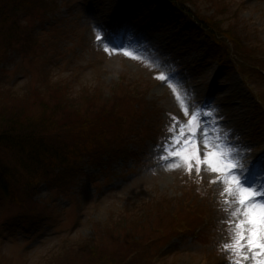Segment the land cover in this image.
<instances>
[{
	"label": "rangeland",
	"instance_id": "1",
	"mask_svg": "<svg viewBox=\"0 0 264 264\" xmlns=\"http://www.w3.org/2000/svg\"><path fill=\"white\" fill-rule=\"evenodd\" d=\"M45 1L46 8L21 14L22 27L35 38L20 49L0 50V88L10 89L9 100L20 105L43 95L50 104L54 88L44 83L60 82L68 99L82 103L75 106L81 112L88 106L84 93L116 91L121 123L109 136L117 147L86 158L66 189L42 184L22 205L0 190V264H97L98 257L95 263L80 261L93 243L113 257L108 264L137 248L141 264H230L236 257L223 249L229 241L224 174L203 166L189 173L183 164L169 169L173 158L160 159L171 141L172 118L186 123L188 117L159 76L187 94L190 112H212L202 117L209 138L219 135L239 150L248 179L258 159V179L264 181V74L258 67L264 58V0H211L215 17L238 35L244 67L225 59V47L167 0ZM206 2L198 0L196 15L212 13ZM254 46L256 62L244 52ZM198 147L203 158L205 149Z\"/></svg>",
	"mask_w": 264,
	"mask_h": 264
},
{
	"label": "trees",
	"instance_id": "2",
	"mask_svg": "<svg viewBox=\"0 0 264 264\" xmlns=\"http://www.w3.org/2000/svg\"><path fill=\"white\" fill-rule=\"evenodd\" d=\"M167 1L189 13L197 28L206 31L217 46H224L222 56H225V59L235 60V63L244 67L245 58L240 52L241 47H236L238 35L235 36L231 29H226L223 20L215 17L216 10L211 0L206 2V6L212 11L210 15H196L195 12L200 13L198 0ZM45 2L41 0L40 4L37 0H0V50H6V53L20 49L27 41L35 38L32 30L27 31V26L22 27L21 14L26 12L28 15L35 10H41L40 5H43L44 9ZM193 8L196 9L194 12ZM234 16L238 17L236 14ZM18 46L20 47L17 48ZM258 48L259 46H254L249 53L243 51L253 56L250 60L255 61L254 58L257 57L251 53L257 52ZM219 54L221 56V52ZM263 60L258 67L264 74ZM246 73L249 74L247 71ZM48 82L46 79V89L54 88L50 98L53 97L55 101L50 104L45 98L46 95H43L35 96L34 100L25 98L20 105L13 99L9 100L12 95L10 89L0 88V190L17 205H22L24 197L32 201L42 184L59 189L68 188L76 180L81 164L86 158L102 156L117 147L109 136L110 128L116 124L119 128L121 123L115 108V104H118V95H114L116 91L105 87L101 88L98 94L84 93L81 98L87 100L88 106L81 112V108L75 106L82 103L77 105L68 99L69 94L62 90L63 85L60 82L53 87ZM121 90L124 92V86ZM130 95L135 101V94L131 91ZM259 96L264 100V93ZM110 101L113 107H107ZM33 106L39 109L34 114L30 111ZM119 149H122V145ZM131 244H134V247L142 246L136 242ZM87 249V257L80 261L95 263L97 261L94 258L98 257L97 264H108L113 260L112 256L102 254L94 243L89 244ZM138 249L127 251L117 264H141ZM149 263L156 264L151 259L147 264Z\"/></svg>",
	"mask_w": 264,
	"mask_h": 264
},
{
	"label": "snow or ice",
	"instance_id": "3",
	"mask_svg": "<svg viewBox=\"0 0 264 264\" xmlns=\"http://www.w3.org/2000/svg\"><path fill=\"white\" fill-rule=\"evenodd\" d=\"M100 39L98 35L97 40ZM105 51L109 49L105 47ZM123 51L126 56L138 59L127 49ZM159 79L169 82L176 99L180 102L184 116L188 117L186 123H181L175 117L172 118L173 124L167 130L172 134L171 141L164 147L166 154L160 159L167 161L173 158V163L168 164L169 169L183 164L189 173L193 167L199 173L203 166L218 175L224 174L225 178L222 182L226 187L221 196L226 197L224 204L229 217L227 220L229 241L223 245V249L236 257L230 261V264H241L242 261L250 259L254 260V264H264V182L250 185L248 178L243 175L245 169L239 160V150L223 142L219 135L209 138L202 117L212 116V112H204L202 109L190 112L185 104L187 94L181 95L171 84L170 77L161 74ZM198 142L205 149L203 158ZM237 169L241 170L239 174L236 172Z\"/></svg>",
	"mask_w": 264,
	"mask_h": 264
},
{
	"label": "bare ground",
	"instance_id": "4",
	"mask_svg": "<svg viewBox=\"0 0 264 264\" xmlns=\"http://www.w3.org/2000/svg\"><path fill=\"white\" fill-rule=\"evenodd\" d=\"M263 153H264V151H263ZM257 160L254 162L253 169L250 170V172H249L248 177H250V178L248 179V182H255L258 185L259 183L264 182V181H260L258 179V176L260 175V166L258 165ZM242 165H243V168L245 169V171L243 172V175H245L247 173L248 166H246L245 164H242ZM249 166H250V164H249ZM240 171H241L240 169L236 170V172L238 174L240 173Z\"/></svg>",
	"mask_w": 264,
	"mask_h": 264
}]
</instances>
